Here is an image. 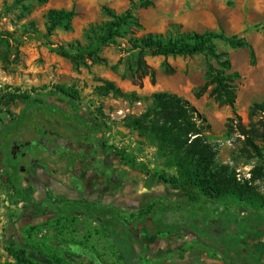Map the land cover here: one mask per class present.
<instances>
[{"label":"rangeland","instance_id":"obj_1","mask_svg":"<svg viewBox=\"0 0 264 264\" xmlns=\"http://www.w3.org/2000/svg\"><path fill=\"white\" fill-rule=\"evenodd\" d=\"M149 1L153 7L132 11L142 29L132 24L126 29L124 38L100 50L97 60L74 65L58 56L56 47H67L75 42L82 47L87 46V33L99 30L111 20L101 7L105 6L120 15L130 6L129 1L47 0L45 4H38L36 0H25L18 4L16 0H0V37L3 39L0 42V95L5 92L27 93L33 99L62 109L66 114L77 112L100 118L107 127L99 134L106 153L115 158L119 167L130 171L144 194H155L157 204L173 201L179 198V194L175 186L162 184L150 176L163 174L170 177L175 175V168L157 154L151 142L126 129L125 119L142 114L153 93L167 92L188 97L210 125L208 141L218 150L217 164L229 166L233 171L240 168L241 174H249L244 182L263 195L264 179L251 180L256 177L257 168L264 174V139L256 136L264 133V113L256 110L254 118L250 119L249 109L254 103L264 102V0ZM51 9L73 10L76 13L69 30L59 27L51 36L47 34L45 15ZM184 32L223 33L246 43L244 48L231 49L223 41H214L216 50L228 54L231 70L239 75L233 109L219 106L208 92L198 99L194 97L195 88L204 79L203 55L164 59L144 54L146 63L156 71L155 82L152 84L149 78H145L138 85L131 80L136 54L129 51L128 39L147 33L162 34L167 38ZM165 60L174 68L173 73H165L162 66ZM102 81L114 83L121 95L100 91ZM60 84L72 87L78 93V100L71 101L55 94L53 87ZM22 108L0 98V129L14 119L13 114H20ZM33 110L34 117L23 116L12 122L8 128V133H14L11 138L31 139L36 133L40 134V125H48L47 120L36 118L35 114L47 115L51 110L48 107ZM246 135L254 141L259 154L245 144ZM122 153L131 162L124 163L120 158ZM132 164L149 171V176L133 172ZM37 177L40 178L39 185L28 187L25 192L32 201H40L49 194L56 199L77 197L62 191L59 185L42 173ZM11 194L6 176L0 169V264L11 261L5 251L10 240L17 247H23L21 231L26 225H44L35 240L48 238L47 247H58L67 264H136L128 262L130 247L124 250L120 237L114 239L89 218L74 215L72 220L68 218L63 222L64 228L49 224L57 219L56 216L22 218L13 225V219L21 214L22 206L10 203ZM146 203L143 199L141 205ZM220 210L221 207L213 208V211ZM261 214H264V208ZM123 231L122 227L117 228L116 236ZM143 231L142 228L141 233L137 232V239L131 235L125 241L141 256L143 264H177L186 261L191 253L200 255L201 261L206 260L207 248L196 242L193 233L187 230L168 236H154L146 232V237H143ZM194 233L199 232L196 230ZM121 252L123 254L119 256ZM143 252L150 254L147 260ZM29 256L47 263L36 253L32 252Z\"/></svg>","mask_w":264,"mask_h":264},{"label":"trees","instance_id":"obj_2","mask_svg":"<svg viewBox=\"0 0 264 264\" xmlns=\"http://www.w3.org/2000/svg\"><path fill=\"white\" fill-rule=\"evenodd\" d=\"M24 1L16 0L18 4ZM127 1L130 2V6L120 15L115 14L105 6L101 7V11L111 20L103 24L99 30L87 33L89 40L87 46L82 47L78 42L67 47L57 46L56 54L74 65L86 60L93 62L97 60L101 49L115 44L119 38H124V33L129 26L133 24L137 29H142L132 11L136 8L153 7V3L149 0ZM36 2L45 4L47 0H36ZM75 15L73 10L51 9L47 11L45 15L47 34L51 36L54 30L59 27L69 30V24ZM2 40L0 37V42ZM215 40L225 42L231 49H240L246 46V43L236 36H225L223 33L184 32L167 38L157 33H147L140 37L134 35L127 41V45L130 47L129 51L136 54L134 70H131L130 78L138 85H141L145 78H149L150 82L154 84L156 71L146 63L144 54H149L151 57H163L164 59L203 55L204 79L203 83L195 88L194 97L198 99L208 92V95L219 106H227L233 109L236 102V82L239 75L231 70L228 54L216 50ZM162 66L166 74L174 72V68L166 60ZM53 89L55 94L71 101H76L79 98L78 93L70 86L60 84L55 85ZM99 90L121 95V91L115 87L114 83L108 81H102ZM0 98L10 104L23 107L20 114H13L14 120H9L10 123L23 116L34 117L32 111L35 108L48 107L51 110L47 115L35 114L36 118L43 117L46 119L58 114L57 107L33 99L27 93L5 92L0 95ZM148 100L149 103L143 113L139 116L127 117L124 126L128 130L136 132L139 137L151 142L155 146L157 154L164 157L168 164L175 168L176 173L173 176L166 177L163 174H154L150 177L160 180L162 184L175 186L179 198L166 204H157L155 200H152L139 214L132 218L138 221L146 220L149 224L147 232L155 236L179 234L182 230L194 233L205 223L208 216L213 212V208L219 207L234 220L240 218L241 212L248 214L251 219L255 217L259 219L263 215L261 213L264 208V194L257 193L254 187L247 182H238L234 171L229 166L217 164L218 150L215 145L208 141L210 125L205 117L187 100L173 93L156 92L151 94ZM256 110L264 113V102L252 104L249 109L250 119L254 118L253 112ZM69 119L82 125L89 123L99 132L107 128L106 124L96 116L89 117L75 112L70 114ZM12 132H5L3 137L8 141L14 134ZM256 136L264 139V133L261 136ZM245 144L256 154H259L254 141L247 135ZM120 158L124 163L131 162L125 158L123 153ZM131 170L140 175L149 176V171L142 170L134 164H132ZM255 175L256 177H252L251 181L264 179V174L259 168L255 169ZM7 184L12 193L9 197L10 203L22 206L21 214L13 219L14 225L22 218L32 217L30 216L31 208L40 206V201H32L29 195L23 192L14 177L8 179ZM49 197L53 198L51 195ZM81 207L82 205L78 201L65 202V208H68L66 210L69 212H76ZM86 210L89 213H94L102 220L101 227L104 230L112 231L113 228L109 227L111 218L108 217L106 210L94 208H86ZM66 219L59 217L50 221L49 224H56V226L64 228L63 222ZM70 220L72 219L70 218ZM115 222H118L117 219ZM43 226H24L21 231L23 247H17L10 240L5 246V251L11 261L3 264H67L63 259V252L61 253L58 247L52 245L47 247L48 238L43 237L40 240H35V237L41 233ZM32 252L43 257L47 263L31 258L29 254Z\"/></svg>","mask_w":264,"mask_h":264},{"label":"flooded vegetation","instance_id":"obj_3","mask_svg":"<svg viewBox=\"0 0 264 264\" xmlns=\"http://www.w3.org/2000/svg\"><path fill=\"white\" fill-rule=\"evenodd\" d=\"M57 111L56 116L45 119L48 125H40V134L28 140L10 137L7 141L3 137L12 122L0 129V169L6 180L14 177L26 192L28 187L39 185L37 175L42 173L65 193L77 196L72 199L45 196L40 206L31 208L33 219L46 216L70 219L79 215L92 219L101 227L102 220L86 208L106 210L111 218L109 227L113 229L101 227L102 230L114 239L120 237L124 250L130 247V263L143 264L141 256L125 241L131 235L137 239V232L141 233L142 228L143 237H146L148 222L132 217L157 196L144 194L130 171L119 167L115 158L106 153L105 145L99 140L100 132L92 125L78 124L62 109ZM143 199L147 202L145 205H141ZM66 201H78L82 207L69 212L65 208ZM243 214L234 220L223 209L213 211L197 229L199 233H193L195 241L207 248L206 260L201 261L200 255L191 253L186 261L177 264H264V214L259 219ZM119 227L124 231L116 236ZM143 254L147 260L150 254Z\"/></svg>","mask_w":264,"mask_h":264},{"label":"built area","instance_id":"obj_4","mask_svg":"<svg viewBox=\"0 0 264 264\" xmlns=\"http://www.w3.org/2000/svg\"><path fill=\"white\" fill-rule=\"evenodd\" d=\"M234 171H235V177L238 182H244L245 180H248L249 174H246V175L241 174L240 168H236L234 169Z\"/></svg>","mask_w":264,"mask_h":264},{"label":"crops","instance_id":"obj_5","mask_svg":"<svg viewBox=\"0 0 264 264\" xmlns=\"http://www.w3.org/2000/svg\"><path fill=\"white\" fill-rule=\"evenodd\" d=\"M175 22H179V21H175ZM163 58V57H162ZM185 100H187L191 105H193L195 108H197V105L188 97L184 98ZM241 214H243V212H241ZM245 241V239L243 240Z\"/></svg>","mask_w":264,"mask_h":264},{"label":"bare ground","instance_id":"obj_6","mask_svg":"<svg viewBox=\"0 0 264 264\" xmlns=\"http://www.w3.org/2000/svg\"><path fill=\"white\" fill-rule=\"evenodd\" d=\"M260 80V79H259Z\"/></svg>","mask_w":264,"mask_h":264}]
</instances>
